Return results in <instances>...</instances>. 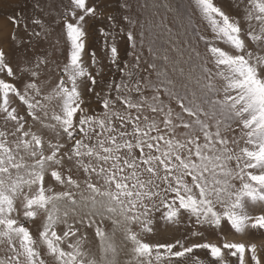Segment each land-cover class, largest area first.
<instances>
[{
  "label": "snow or ice",
  "instance_id": "1",
  "mask_svg": "<svg viewBox=\"0 0 264 264\" xmlns=\"http://www.w3.org/2000/svg\"><path fill=\"white\" fill-rule=\"evenodd\" d=\"M32 7L26 21L8 17L9 39L31 28L29 47L38 49L59 35L64 62L27 49L14 62L0 47V264H121L122 256L123 264H204L196 251L210 264H229L226 256L264 264L255 244L204 237L225 225L264 234V0H234V15L217 0H159L178 29L155 25L168 34L163 44L139 15L122 17L138 33L100 28L118 74L103 95L101 74L84 59L98 63L85 25L104 18L99 0ZM120 33L131 60L121 59ZM85 91L100 111L89 112ZM185 219L204 242L149 241L156 223ZM38 220L34 234L28 225Z\"/></svg>",
  "mask_w": 264,
  "mask_h": 264
},
{
  "label": "rangeland",
  "instance_id": "2",
  "mask_svg": "<svg viewBox=\"0 0 264 264\" xmlns=\"http://www.w3.org/2000/svg\"><path fill=\"white\" fill-rule=\"evenodd\" d=\"M95 2V0H94ZM100 4L103 5L101 8V13L103 14L102 20H89L85 25V28L88 32L86 39L88 51H94L96 53V58L98 63L95 65H89V58L85 55V64L89 66V70L93 69L100 73L98 76L99 83L95 86V92L103 93L107 90L108 82L111 81L114 76L118 78V74L114 72L111 68V61L107 54V49L105 47V37L100 33L99 29L104 28L106 31H111L115 35V28H123L128 31L130 28L134 33L140 31L139 27H133L123 20L122 17L129 16L131 18H136L139 15L142 22H149L153 24V31L160 37V43L163 44L168 40V34L164 27L159 25L161 20L168 25V27L173 29V32L178 31V29L172 24V19L174 13L168 12L165 7H156V4L159 0H149L148 8H140L137 6V0H131L132 7H122L123 0H99ZM140 3H143L144 0H139ZM171 3V0H169ZM185 5H187V0H184ZM218 4L222 8L229 12L230 14H235L233 9L234 0H217ZM33 0H0V47H3L4 50L9 54V57L14 61H23L25 56V50L27 53L31 54L35 52L37 55L39 53H48L50 56L55 55L60 57L61 64L64 62V48L65 43L64 39L59 35L53 36L51 42H45L38 49L29 47L30 41L28 40V35L31 32V28L26 32L23 27L16 31V41L9 39V34H11L14 29L13 25L9 22V16L22 15L26 21L29 16L33 14L32 7ZM59 3V0H57ZM174 6V4L172 5ZM49 7H51V0H49ZM62 10V6H61ZM52 16H57L58 12L55 7H52L51 10ZM111 15L115 18V27L111 22L107 20V16ZM38 30V29H37ZM152 37L146 35L145 42L143 45V55L145 58H148V41ZM59 39V51L53 53L52 45L56 43ZM20 42H23V45L20 46ZM110 42V41H109ZM117 46L120 51V56L122 60H131V56L128 55L131 52V47L127 41L124 33H120L116 36ZM158 51L160 50V44L157 45ZM56 77H51L49 82L55 80ZM84 100L86 106L89 108V112L92 110L100 111V105L97 102L95 95H90L87 91L84 92ZM31 124L32 122L29 121ZM75 178V177H74ZM40 221L38 220L35 224L29 223V227L32 229L34 234L36 233L38 227L40 226ZM107 227L111 230V225L108 224ZM199 230V229H196ZM192 229L188 227V221L182 220L181 223L177 226L167 225L163 222H158L154 225V234L151 237H148L149 241L152 243H170L175 240H181L185 235H188V243H200L204 240H197L192 238L190 232ZM204 237L207 242L215 243L222 245L225 242H237L245 243L246 245L255 244L258 249V253L262 260H264V234L249 233L248 235L241 236L235 234L227 225L224 227L223 232H218V230L207 231L204 233ZM89 239H93L92 234H89ZM194 256L198 257L204 264H210L208 254L205 251H196ZM229 264H238V262L230 257L226 256ZM124 257H121V264H123ZM181 264H193L191 258L184 260ZM248 264H251L250 260Z\"/></svg>",
  "mask_w": 264,
  "mask_h": 264
}]
</instances>
